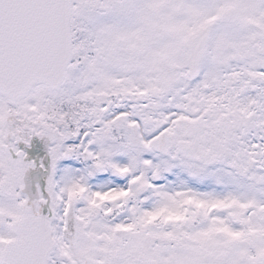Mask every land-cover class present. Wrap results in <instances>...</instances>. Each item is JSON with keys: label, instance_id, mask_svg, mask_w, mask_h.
<instances>
[{"label": "snow or ice", "instance_id": "snow-or-ice-1", "mask_svg": "<svg viewBox=\"0 0 264 264\" xmlns=\"http://www.w3.org/2000/svg\"><path fill=\"white\" fill-rule=\"evenodd\" d=\"M0 264H264V0H0Z\"/></svg>", "mask_w": 264, "mask_h": 264}]
</instances>
